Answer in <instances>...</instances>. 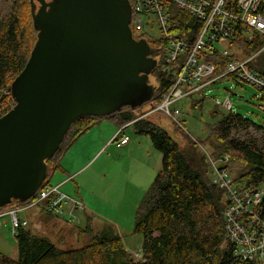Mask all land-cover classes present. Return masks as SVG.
I'll list each match as a JSON object with an SVG mask.
<instances>
[{
    "label": "trees",
    "instance_id": "16d2710c",
    "mask_svg": "<svg viewBox=\"0 0 264 264\" xmlns=\"http://www.w3.org/2000/svg\"><path fill=\"white\" fill-rule=\"evenodd\" d=\"M259 11L264 14V2ZM171 14L176 15L172 16V21L180 20L187 29H197L194 18L176 9ZM135 35L137 39L145 38L155 49L154 58L158 65L151 74L155 94L148 103L155 108L162 95L170 89L174 78L160 68L166 54V43L143 33ZM241 37L240 31L238 40H242ZM36 41L30 0H0V88L12 85L28 63ZM261 47L259 42L246 44L250 55ZM233 58L213 55L208 60L214 64L216 73H221ZM248 68L264 78V53L248 64ZM193 102L192 108L202 107L205 99ZM214 106L213 115L218 119L211 128L210 137L218 138L223 146L213 149V158L220 161L230 158L228 152L239 154L244 160V167L242 176L236 181L255 188L264 186V154L251 144L230 139L232 130L237 126H253L263 135L264 127L232 112L224 114L220 112V107ZM138 110L127 106L114 115L102 118L115 123L119 129L130 124L138 135H147L154 148L162 154V170L144 194L135 215L134 233L143 236V258L134 260L123 239L110 225L95 233L86 246L70 250H60L49 239L21 228L16 237L18 259L0 252V264H257L236 259L234 247L229 243L224 245L222 212L226 199L224 191L209 179L205 155L200 153L201 164L199 162L196 166L188 151L167 130L137 114ZM100 119L85 116L72 125L59 151L47 161V176L41 188L46 187L61 169V159L69 147ZM174 128L181 131L175 125ZM190 143L198 148L196 141ZM15 205L17 203L3 209Z\"/></svg>",
    "mask_w": 264,
    "mask_h": 264
},
{
    "label": "water",
    "instance_id": "95a60500",
    "mask_svg": "<svg viewBox=\"0 0 264 264\" xmlns=\"http://www.w3.org/2000/svg\"><path fill=\"white\" fill-rule=\"evenodd\" d=\"M30 4L37 41L10 86L15 106L0 118V209L37 193L47 161L80 118L108 117L128 106L149 120L154 109L148 103L158 61L131 29L129 0Z\"/></svg>",
    "mask_w": 264,
    "mask_h": 264
},
{
    "label": "built area",
    "instance_id": "2783aa9c",
    "mask_svg": "<svg viewBox=\"0 0 264 264\" xmlns=\"http://www.w3.org/2000/svg\"><path fill=\"white\" fill-rule=\"evenodd\" d=\"M132 7V30L142 32L144 21L149 25L153 18L158 24L160 39L166 43L163 72L171 73L174 78L170 89L162 95L159 105L151 113L160 112L170 119L180 130L186 131L182 118L185 113L179 103L186 99H207L212 88L224 81L239 85L249 84L264 93V78L248 68V64L264 53V14L259 9L264 0H129ZM181 11L196 20L197 29H187L180 20H173L172 11ZM184 26V27H183ZM242 32V40L238 33ZM257 40V41H256ZM223 42L231 46L245 47L246 44L259 42L262 47L245 60L237 59L240 52H230L222 47ZM233 43V44H232ZM224 58L234 56L224 71L216 73L210 56ZM10 78V77H9ZM11 85L0 88V118L14 106ZM264 101V97L262 99ZM216 106L226 112L233 111L229 98L216 102ZM264 112V105H260ZM130 125V124H129ZM129 125L121 128L111 142L118 141L122 147L130 143L123 132ZM198 143V141H197ZM212 169L211 181L224 191L226 207L223 213L226 242L234 247L238 260L264 264V188L236 183L228 159L216 161L201 144H198ZM80 200H73L60 191V186L40 188L24 203L7 209H0V228L3 218L10 220L12 234L16 240L18 230L29 229L31 222L20 217L35 206H43V211L55 217L67 215L70 220H78V212L85 209Z\"/></svg>",
    "mask_w": 264,
    "mask_h": 264
},
{
    "label": "rangeland",
    "instance_id": "374dc122",
    "mask_svg": "<svg viewBox=\"0 0 264 264\" xmlns=\"http://www.w3.org/2000/svg\"><path fill=\"white\" fill-rule=\"evenodd\" d=\"M146 22L145 20V26L142 27L140 33L159 40L158 24L153 18L149 25ZM222 47L230 49V52L239 49L240 52L237 51L236 55L239 60L250 57L245 47L231 46L230 42H223ZM263 97L264 93L254 86L224 81L212 88L202 107H191L194 98L179 103V107L185 113L182 120L186 131L175 130L172 121L160 112L153 114L148 112L147 116L151 122L167 130L170 136L185 151H188V155L192 156L191 161L197 166V163L201 164L200 153L203 154V152L199 145H197L198 148L193 147L190 142L198 141L197 144H201L211 156L213 149L216 150L223 146L218 138L210 137L211 128L218 119L213 115L216 102L229 98L235 114L264 127V112L260 109V105H264ZM148 108L145 105L144 111L149 110ZM219 110L226 114L224 109L219 108ZM99 121L80 135L62 157L71 173L79 172L74 175V180L68 178L60 191L73 200L83 201L92 214L87 213L83 216L84 209L78 212V220H70L65 215L61 216L62 222L48 213L45 214L43 206L39 205L29 209L25 215L20 214V217L25 216L30 220L43 212L42 219L49 218L52 225L47 226V222L43 224L42 221L41 225L39 220L29 229L33 234L49 239L60 250L84 247L90 243L95 233L110 225L123 239V243L134 260H140L143 258V236L134 233L136 210L156 175L162 170V154L154 148L147 135H138L133 126H129L123 132L130 138L129 147H118V141L111 142V140L119 128L105 118ZM230 139L251 144L253 148L264 154V135L262 131L253 126H237L232 130ZM227 156L230 157L227 167L236 181L243 174L244 160L242 156L233 152H228ZM224 160H220L219 164H222ZM211 175L212 169L209 166L210 180ZM60 177L61 174L54 175L48 185L55 187ZM236 183L239 182L236 181ZM2 223L0 252L10 256L17 248L16 240L12 234L9 218H3ZM226 244L227 242L224 245Z\"/></svg>",
    "mask_w": 264,
    "mask_h": 264
},
{
    "label": "crops",
    "instance_id": "0c3cea01",
    "mask_svg": "<svg viewBox=\"0 0 264 264\" xmlns=\"http://www.w3.org/2000/svg\"><path fill=\"white\" fill-rule=\"evenodd\" d=\"M107 120V119H106ZM108 121V120H107ZM100 122V121H99ZM98 122V123H99ZM108 122H110V121H108ZM110 123H112V122H110ZM117 126V125H116ZM92 128V127H91ZM117 128H118V126H117ZM128 128V127H127ZM126 128V129H127ZM125 129V130H126ZM119 130V129H118ZM115 136V135H114ZM130 145V144H129ZM129 145L128 146H125V147H129ZM61 169L59 170V171H57L54 175H56V174H61V177H60V179H58V184H56L55 186H60V189H61V187L63 186V184L64 183H66V181L68 180V178L70 179V180H74V175L75 174H77L79 171H76V172H74V173H71V171H70V169L68 168V166L66 167L65 166V162H64V160L62 159L61 160ZM83 202V201H82ZM84 203V202H83ZM84 205V204H83ZM44 212V211H43ZM43 212L42 213H38L37 214V217H34V218H30V222H31V226L32 225H35L36 223L35 222H37V221H39L40 223H41V225H42V222H43V224H46V222H47V226H49V225H52V223H51V221H50V219L49 218H47V217H44L43 219H42V215H43ZM84 213V214H83ZM82 214H83V216L85 215V214H87V213H89V214H92V212L91 211H89L86 207H85V211L83 212ZM46 214V213H45ZM79 214V213H78ZM52 216V215H51ZM52 217H54L55 219H57V220H59V221H62V217H55V216H52ZM27 218V217H26ZM37 218V219H36ZM28 219V218H27ZM61 219V220H60ZM29 220V219H28ZM45 220V221H44ZM52 220V219H51ZM42 221V222H41ZM63 222V221H62ZM2 227L0 228V231H2ZM16 247H17V245H16ZM10 258H12V259H14V260H17L18 259V247L14 250V253H13V255H10L9 256Z\"/></svg>",
    "mask_w": 264,
    "mask_h": 264
}]
</instances>
